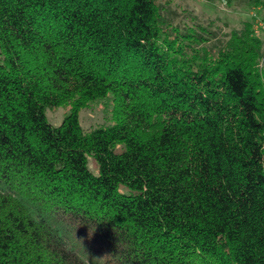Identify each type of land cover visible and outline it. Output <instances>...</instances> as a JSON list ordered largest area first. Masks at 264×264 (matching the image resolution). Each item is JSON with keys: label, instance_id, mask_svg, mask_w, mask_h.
<instances>
[{"label": "trees", "instance_id": "16d2710c", "mask_svg": "<svg viewBox=\"0 0 264 264\" xmlns=\"http://www.w3.org/2000/svg\"><path fill=\"white\" fill-rule=\"evenodd\" d=\"M168 12L0 0V264H264L262 42L189 58ZM108 95L114 124L84 130Z\"/></svg>", "mask_w": 264, "mask_h": 264}, {"label": "rangeland", "instance_id": "374dc122", "mask_svg": "<svg viewBox=\"0 0 264 264\" xmlns=\"http://www.w3.org/2000/svg\"><path fill=\"white\" fill-rule=\"evenodd\" d=\"M161 11L166 12L170 19L167 35L173 39L181 32L187 33L183 43L188 46L187 55L211 57L217 53V46L228 36L251 25L252 36L262 42L264 55V0H156ZM202 34L204 41L197 38ZM212 34H216V38ZM198 39V44L195 41ZM190 41H193L190 43ZM200 41V42H199ZM189 43V44H188ZM203 56V57H204ZM201 58V57H199ZM210 57L208 56L207 59ZM264 69V57L260 61ZM114 101L112 95L86 104L79 110L80 125L86 131L114 124ZM72 105L47 109L46 116L50 124L59 126L65 116L71 111ZM88 168L94 174H99V168L93 157L88 158Z\"/></svg>", "mask_w": 264, "mask_h": 264}]
</instances>
